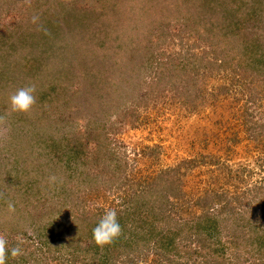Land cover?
Masks as SVG:
<instances>
[{"label":"trees","instance_id":"1","mask_svg":"<svg viewBox=\"0 0 264 264\" xmlns=\"http://www.w3.org/2000/svg\"><path fill=\"white\" fill-rule=\"evenodd\" d=\"M8 1L9 4H12L11 8L14 6V10L21 12L20 18L15 19V27H12L11 30L25 33L23 28L29 17L39 16L42 19L43 25L46 26L42 34L49 35L53 40L47 39L46 41L49 44L48 50L52 60L55 53H59V44L62 42L67 44L66 52L69 50L75 52L80 57L83 56L81 59L91 58V55L98 59L102 53L106 54L111 51L113 55L122 57L120 58L122 59L121 64H124L126 58L119 54V50L122 48L120 41L128 43L130 38H133V41L137 40L144 47L151 42L154 44L153 30L156 26L157 28H167L171 21L168 17L165 19V23L163 20L155 19V15L149 12L153 11L152 8L155 6L144 5L140 2L145 6L144 8L137 6L134 0ZM130 2L132 3L130 4ZM218 2L220 8L214 6L213 0H194V5L186 8L183 2L178 7L185 10L184 14L180 15L184 22L171 35V38L169 36L170 42L167 43L165 38L161 43L157 41L168 53L164 59H146L151 69L155 71L153 79L162 83V86L167 85L170 89L171 95H168L167 99L174 103L169 102V105L178 104L176 107L184 109L185 115L205 111L209 105L217 108L221 96H223L222 100H225L230 97L232 91L248 95V98L249 94H256V90L259 94L263 91L258 90L261 84H257V78L263 80L264 84V61L263 66L257 65L256 67L253 65L255 57L249 56L240 60V56L243 57L246 48L251 46L249 40L242 43V50L235 54V48L226 50L227 42L223 39L212 44L211 40L214 38V35H210L213 34L212 25L208 27L210 25L208 21L214 22L215 30L221 33L220 30H225V21H228L234 29L232 36L237 38L240 35L236 34L239 25L249 20V17H253L254 11L251 12L245 3L246 0H238L242 18L233 23L231 19L225 17L226 0H218ZM80 4L84 7L82 14L77 11V5ZM9 6L7 5L2 13L9 11ZM263 6L260 8V13H264ZM213 9L215 10L212 11ZM146 11H148V15H146ZM162 11L164 12L165 9ZM213 13H217L214 19H212ZM52 16L56 17L51 18ZM190 17H193L194 20H189ZM75 18L84 23L89 21L84 24L79 46L74 39L76 32L71 34V39H66L72 29V20ZM111 19H113V23ZM174 19L175 21L182 20L175 17ZM38 24L32 22L30 26L33 29L28 32L27 36L32 34L31 37H33L36 32L41 31ZM57 25L60 28L56 27ZM198 25L203 26V31H201L202 28L194 30ZM217 26L220 27V30L217 29ZM226 31L229 32L228 29ZM166 36H168L167 33ZM18 39L21 38L18 36ZM174 39H177L178 43H174ZM9 41L11 42V40ZM24 44L31 46L30 42L26 43L25 41ZM169 46L175 48L169 49ZM176 46H178L177 49ZM6 62L7 60L0 58V83L7 86L11 79H9L10 74L7 75L4 71L11 64ZM119 63L120 60L116 62V69H118ZM111 64L99 61V65L104 70ZM103 69L101 73L96 71L93 76H89L95 77L96 80L100 77L98 81H93V85L82 86L79 90L76 87L72 88L73 85H65L62 88L60 93L63 97L60 98L62 101L72 104L75 111L73 117L59 113V118H57L54 108H50L53 113L52 120L45 119V111L37 116L38 121L45 120L40 128L49 130L48 137L39 139L33 136L30 137L31 143L30 141L24 142V138L17 142L13 139V132L8 130L6 133L5 142L8 144L10 159L15 162L17 173L15 172L16 175H14L12 169L13 175L11 171L7 172L12 181L5 190L0 189V228L4 231L23 233L21 234L23 237H20L18 241H11V247L6 244V264H47L46 260L35 252L36 247H32L36 241L40 243L58 241V244H62L63 247L58 248L60 253L56 257H52L58 264H243L244 256L248 251L246 250L248 241L250 249L257 248V255L260 258L264 254V225L256 224V221L254 224H247V227L242 224L243 219L246 220V218L245 215L238 212L237 207L241 206V203L234 207L229 200L222 201L215 196L208 195L206 191L201 201V206L204 208L202 215L206 214L207 216L205 227L190 231L187 222H173L172 213L183 211L180 207H174L175 204L171 200V197L174 196L176 199L180 190L179 184L182 180L177 176L180 167L156 169L157 150L161 146L159 144L153 145V148L141 147L140 151H136V153L133 151V158L127 154L128 150L115 146L118 141L111 139V135L115 134V127L120 126L126 116L130 118L129 122L132 120L138 122L142 111L138 109L140 103L135 101H133L134 109H122L124 104L127 108L125 102L135 95L132 93L129 96L127 89L135 90L136 86L131 85L132 82L129 78H125V83L120 88L119 80H111L110 70L105 72ZM130 74H132L131 71ZM122 77L123 75H121ZM108 79L110 82L107 83ZM212 81H215L217 86L208 93V85ZM7 89V87L0 88V93ZM209 96L214 97L212 102L208 101ZM169 105H167L168 108ZM146 108L144 107L145 110ZM94 109L96 111L92 112ZM120 111H123L124 114ZM89 113L95 114L99 121L96 119L89 124L85 122L89 128L87 130L88 139L85 142L91 144L87 151L82 143L83 134L73 138L78 131V121L84 120ZM172 115L174 114L172 113ZM248 115L252 116L245 109L242 116L247 118L236 124L218 119L217 129L221 132L218 131L219 134H216L215 138H219L222 145H226V143L229 145L239 144L237 141L231 142L228 137L232 133L229 131L228 124H230L231 128L242 125L245 132L249 133L248 136L255 137V141L260 140L259 137L264 136V121L254 122ZM112 116L120 118L121 122H118V119L111 120ZM144 118H146L145 114ZM47 121L49 122L47 123ZM107 122L109 126H106ZM6 126L10 127L7 122ZM65 128L68 130L64 132ZM177 129H182V127L177 125ZM233 134L237 135L236 132ZM26 143L28 151L23 152ZM229 145H227L228 150L231 148ZM79 147H82V150H79ZM207 158L208 161L202 160L201 165L209 163L211 166L214 165L217 170L224 168L227 179L229 176L235 181H244L242 177V174L246 173L244 167L234 169L232 172V168L224 165L223 161L214 153L207 155ZM138 160L147 163L144 165L146 169L140 167L141 165L137 166ZM259 160L261 165L258 166L263 174L253 186L249 187V193L251 198L253 194L256 201L253 205L254 212L259 210L256 216L259 215L260 219H264V152ZM188 169L190 168L186 167L184 171ZM9 176L8 180H10ZM56 196L59 208L54 201H48V203L55 204L58 211L48 215L43 211L44 203ZM109 196H114V198L109 200ZM95 200H100L99 203L93 205L95 207L87 206L88 201ZM42 201L46 202L38 211L39 213L43 212L39 218L45 219V222L40 224L37 219L33 220V213ZM207 202L214 205L207 206ZM9 203L14 206V211H9ZM172 204L174 211H172ZM60 209H64L67 214ZM109 209L116 210L122 231L111 243L103 247L97 246L93 240L92 230L104 212ZM74 210L81 211L79 216L71 215ZM252 221L254 219L250 222L252 223ZM217 227L228 232L225 240L215 237V240L210 242L207 235L201 237L204 233L208 234L209 238L212 237L216 233ZM242 233H244V239L241 237ZM31 237H33L32 243L30 242ZM205 239L207 244H205ZM238 239L246 243L240 246L237 243ZM64 241L66 243H63ZM193 243L195 244L193 245ZM17 245L21 247L22 255L12 258L11 250ZM29 248H32L30 252L27 251ZM254 261L256 262V259ZM255 262L252 264H264L261 261Z\"/></svg>","mask_w":264,"mask_h":264},{"label":"rangeland","instance_id":"2","mask_svg":"<svg viewBox=\"0 0 264 264\" xmlns=\"http://www.w3.org/2000/svg\"><path fill=\"white\" fill-rule=\"evenodd\" d=\"M8 2V0H0V58L2 57V59L7 60L6 63L9 62L12 66L11 67L10 65H8V71H4V73H6L7 75L10 74L9 79H11V82L9 80V84H7V86L6 84L0 83V88H8L7 90L0 93V116H3L5 118V122L9 124L10 127H8V130L10 132H13V139L18 142L20 139L24 138V142L30 141L31 143L32 139L30 137L35 136L39 139L48 137L47 135H49V130L43 127L40 128L45 120L40 122L37 120V116L41 115L42 112L45 111V119L52 120L53 113H51L50 108H54V110H56L55 116H57V118H59V113L61 115L66 114L69 117H73L72 115L75 114V111L72 104L66 103L60 98L63 97L60 93L62 91V88L65 85H73L72 88L76 87V89L79 90V88H81L82 86H89L93 83L94 80L98 81L100 79V77H98V80H96L95 77H89L93 76L94 72L96 71L100 73L102 72L103 68L99 65V61H101V63H112L106 70L103 69L105 72L110 70L109 77L111 78V80L114 79L116 81V79H118L121 88L125 83V78H129L132 82L131 85L136 86L135 90H132L131 88L127 89V93H129V96H131L132 93H134L135 95L132 97V99L125 102L127 103V108L126 104H124V107L122 109H134L135 105L133 104V101H135L140 103L138 109L142 111V113L140 114L141 116L138 122L133 120L132 122H129L130 118L126 116L125 120H122L123 123H121L120 126L115 127V134L111 135V139H116L115 141H118V143L115 145L117 148L120 149L121 147H123L128 150L127 152L129 153L127 154L130 156V158H133V154L136 153V151H140L141 147L147 148L148 146L153 148V145L159 144L161 146L157 150L158 163L155 164L156 169L161 167H180V171L177 174V176L182 180V182L179 184L180 190L178 195H176V199L174 198V196L171 197V200L175 204L174 207H180L183 211L175 212L172 204V211H174L172 213L173 222H187V227H189L190 231H195L196 228H201L205 224L207 225V216L206 214L202 215V213L204 212L202 210L204 208L201 206L202 198L205 196L207 191L208 195L215 196L217 199H220L222 201L229 200L230 204H232V206L234 207L238 206L241 203V206L237 208L238 212H241L242 215H245L244 217L246 218V220L243 219L242 224H244L246 227L247 224H254L255 221L256 224L264 225V219H260L259 215L256 216V213H258L259 210H256L254 212L253 205L254 203H256V201L253 194L251 193V198V195L249 193V187L253 186V184L258 179H260V176H262L263 174L261 168L258 165H261L259 157L264 152V136L259 137L260 140L255 141V137H250V135L248 136L249 133L245 132L242 125L239 127L237 126L231 128V125L228 124L230 126L229 131L232 132L228 135L230 141H237V143L239 144L229 145L226 143V145H222L221 140H219V138H215V135L221 132L217 129L216 122L218 119H222L223 122L230 121L231 124H236L237 122L241 123L243 119L247 118L246 116H242L245 109H247V113L252 114V116L248 115V117L252 118L254 122H260V120L264 121L263 80L257 78V84H261L260 89H257L263 90L260 94L256 90V94H249L248 98V95H242L241 92L236 93L232 91L230 97L225 100H222L223 96H221L217 108H213L211 107V105H209L206 107L207 110L205 111L185 115L184 113L186 111L184 109H179L176 107L178 106V104H173V106L169 105V102L174 103V101H170V99H167V96L171 95V92L169 91L170 89H168L167 85L162 86V83H160L159 81L157 82L153 79L155 76V71L151 69L149 63L146 60L147 58L164 59L165 55L168 52L158 43H161L164 38L167 40V43L171 41L169 39V36L171 38V35L184 22V19L180 15H183L185 10H182L178 6H181V4L184 2L186 8L188 6L194 5V0H134V3L137 6H142L144 8L145 6L141 4L153 7L155 6L154 8H152L153 11H149L150 13H152V15H155V19H160L161 21L163 20V23H165V19L168 17L171 21L169 27L157 28L156 26L157 29L155 28L153 30L154 32L152 34V38L154 39V44L153 42H151L148 46L144 47L143 44H139L137 40L133 41V38H130V41L128 43L125 41H120V46H122V48H120L119 54L123 55V57L126 58L124 64H121L122 59L120 58L122 57L113 55L111 51L107 52L106 54L102 53L98 57V59L93 55H91V58L86 57L85 59H81L83 56L80 57L75 52H72L70 50L66 52L67 44H63L62 42L61 44H59V53H55L56 55L52 60L50 58L51 55L48 50L49 44L46 43V41L47 39H51L50 41L53 40L51 37H49V35L42 34V31H44V29L46 28V26L43 25L44 22L41 21L42 19L39 16L29 17L24 25L25 27L23 28L25 33L23 31L19 32L18 30H11L12 27H15L14 21L15 19L18 20V18H20L21 12L18 10H14V6L11 8L12 4H9ZM226 2L225 17L231 19L233 23L241 20L242 14L238 7V0H226ZM131 3L132 2H130V4ZM245 3L249 6L251 12L254 11V16L249 17V20L244 21L239 25L240 27L238 33L236 34L240 35L237 36V38L232 36L234 29L232 27V24H229L228 21H225V30H220V27L217 26V29L220 30L221 33L215 30L213 25L214 22L208 21V24H210L208 27H211L212 25L211 30H213V34L210 35H214V38L211 40V42L212 44H216L221 39H223V41L227 42L226 50H232L235 48V54H238L239 51L242 50L241 44L247 42L246 40L248 39L251 46L250 48H246L245 52H243V57L242 55L240 56V60L242 61L244 57L246 58L252 56L256 59L253 60V65H255L256 67L257 65L263 66L264 13H260V8L264 5V0H246ZM213 4L214 6H218V8H220L218 0H213ZM7 5H10L8 7V9L10 10L2 13L3 10L7 8ZM82 8L84 7H82L81 4L77 5V11L81 14L83 13ZM164 9L165 11L163 12L162 10ZM214 10L215 9H213L212 11ZM146 15H148V11H146ZM215 16H217V13L212 14V19H214ZM54 17L56 16H52L51 18ZM174 17L180 18L182 20L175 21ZM189 20H194V18L190 17ZM72 21V29L69 31V35L67 34L66 39H71V34L76 32L74 33V39L75 43H78L77 45L79 46L81 45L80 34L84 30V24L88 23L89 21H86L84 23L80 22L76 18ZM32 22L39 23L38 26L40 25L41 30L39 33L36 32L35 36H33L34 40L33 37H31L32 34L27 36L29 34L28 32H31V30L33 29L32 26H30ZM111 22L113 23V19H111ZM9 26L11 27L8 28ZM56 27L60 28L59 25H57ZM202 27V25H198V27H196V29L194 30L197 31V28L200 29ZM226 29H228L229 32H227ZM201 31H203V28ZM166 33L168 34V36H166ZM18 36L21 39H18ZM23 39L25 40L23 41ZM9 40H11V42ZM233 40L235 41L234 43L232 42ZM25 41L26 43L30 42L31 46L24 44ZM173 41L174 43H178L177 39H174ZM236 46L240 47L236 48ZM168 48L173 49L175 47L169 46ZM177 48L178 46H176V49ZM119 60L120 65L118 69H116V62H118ZM130 71L132 74H130ZM86 75L88 76L86 77ZM121 75H123L122 78ZM106 82L108 83L110 82V80L108 79V81L106 80ZM28 85H32L35 87L34 96L36 100L34 105L32 106L35 109L31 108V110L27 113H11L9 108V97L17 89ZM216 86L217 83H215V81H212L208 85V93L212 92L214 90V87ZM213 99V96H209L208 101L212 102ZM143 105L144 107H147L146 110L144 109ZM167 105H169V108L167 107ZM94 111L96 110H92V112ZM120 112L124 114L123 111ZM218 112L219 115H217ZM128 113V115H130V112ZM172 113L174 115H172ZM144 114L146 118H144ZM96 119H98V117H96L95 114L89 113L84 118V120H79V126L77 125L78 131H76V134L73 138L75 139L83 134L82 143L84 145V149H87V151L88 147H90L91 144H87V142H85L88 139L87 130L89 129L86 123L89 124V122L96 121ZM112 119H118V117L112 116L111 120ZM120 120L121 119L119 118L118 122H121ZM48 122L49 121H47V123ZM177 125L182 127V129H177ZM106 126H109L108 122ZM2 128V125H0V129ZM63 130L65 132L68 130V128H65ZM235 132L237 133V135L233 134ZM5 137L6 134L0 131V189L4 190L10 185V181H12L7 172L11 171L12 169L14 171V175H16L17 173V170L15 169V162L10 159V151L8 150V144L5 142ZM227 145L231 147L229 150L227 148ZM27 149L28 148L26 143L23 147V152L25 150L28 151ZM79 150H82V147H79ZM210 153H214L221 159V161H223L224 165L232 168V172L234 169H241L242 167H244L246 169V173L242 174L244 181L238 182L233 178H229V176H227V179L225 176L226 171L224 168H222L221 170H217L214 165L211 166V164L209 163L207 165H201L202 160L208 161L207 155H209ZM11 157H13L12 154ZM134 163H136V161H134ZM137 164V166L141 165L140 167L146 169V167L144 166L147 164L146 162L138 160ZM186 167L190 169L184 171V168ZM11 173L13 175L12 171ZM8 176L10 177V180H8ZM83 185H86V183H83ZM245 191L246 194H244ZM71 196L70 198H73ZM57 198V196L52 197L51 200H46L47 202L42 201L40 202V204L38 203V208H36L33 213V220L37 219V222L40 224L45 222V219L41 220V218H39L41 214H43V212L39 213L38 211L39 208L42 207L44 202L46 203H44L45 209H43V211L48 215L51 212L58 211V209L56 208L58 203ZM113 198L114 196H109V200ZM48 201L56 202V206L53 203L49 204ZM99 202L100 200L88 201L87 203L89 205L87 204V206L95 207L93 205H96V203ZM213 205H210L209 202H207V206ZM68 208L69 206L67 207V209ZM61 211L67 214L64 209ZM80 212V210H74L71 215L76 214L79 216ZM256 218L259 219L255 220ZM253 219L254 221H252L251 223L250 221ZM62 222H64V220H62ZM197 225L201 226L198 227ZM212 227L213 225L211 226V228ZM216 230V233L210 238L208 234L205 233L202 234L201 237L203 235V237L207 235L208 241L210 242H213L215 240V237H220V239L222 240H225L227 238V231H224L218 227ZM21 234L19 232L15 233L4 231L2 230V228H0V236H3L6 239V244H8V246L11 244L12 240L18 241L20 237H23ZM27 235L29 236V233H27ZM243 235L244 233H242L241 235L242 239H244ZM32 240L33 237H31L30 240L31 243ZM42 241L44 242L43 239ZM63 243H66V241H64ZM195 243H193V245ZM237 243L242 246L246 242L238 239ZM248 243L249 241L246 243V247H248L246 248V250L248 251L244 256L245 259L243 261V264H252L253 262H255V259V263H257L258 261L264 263V254H262L261 257L258 258L257 248L253 247L250 249L251 246ZM205 244H207L206 239ZM32 247H36L35 252L39 254L42 259L46 260L47 264H58L55 263L54 258H52L56 257L60 253L58 248L63 247L62 244H58V241H54L53 243L52 241H49L47 243H40L39 241H36L33 243ZM31 249L32 248H29L27 249V251L30 252Z\"/></svg>","mask_w":264,"mask_h":264},{"label":"clouds","instance_id":"3","mask_svg":"<svg viewBox=\"0 0 264 264\" xmlns=\"http://www.w3.org/2000/svg\"><path fill=\"white\" fill-rule=\"evenodd\" d=\"M35 87L28 85L17 89L9 97V108L11 113H27L31 110L35 103ZM0 125L3 126L0 131L6 134L8 127L6 126L5 118L0 116ZM9 211H14V206L9 203ZM121 226L117 219V213L115 209H109L105 211L103 216L100 218L96 226L92 230L93 240L97 246H105L112 242L114 238H117L121 234ZM6 239L0 236V264H6L7 249H6ZM12 258H16L22 255V250L17 245L13 247L10 253Z\"/></svg>","mask_w":264,"mask_h":264}]
</instances>
